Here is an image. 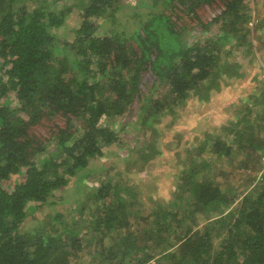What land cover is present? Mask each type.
<instances>
[{
    "label": "trees",
    "instance_id": "1",
    "mask_svg": "<svg viewBox=\"0 0 264 264\" xmlns=\"http://www.w3.org/2000/svg\"><path fill=\"white\" fill-rule=\"evenodd\" d=\"M69 1L0 0V264H78L85 250L91 256L85 264H264V177L259 184L249 179L253 187L233 196L218 180L226 177L224 159L231 162L235 153L246 157L243 170L260 168L251 164L264 151L257 132L264 92L253 103L256 119L247 106L225 133L206 136L198 153L211 162L183 165L173 201L144 215L135 191L107 178L76 208L89 220L70 224L57 212L46 226L25 231L32 212L54 206L58 191L120 143L111 122L129 114L136 100L140 126L151 128L194 99L207 106L227 98L230 81L247 75L224 62L226 55L254 54L253 32L264 41V17L253 15L250 0H153L155 11L131 34L119 29L122 0H76L85 16L69 42L59 38L76 6ZM216 4L223 8L213 21L218 37L200 39L173 20L184 14L200 21L198 11ZM94 17L109 21V29ZM211 24L201 22L202 29ZM145 74L155 79L153 89H163L155 100L141 93ZM45 124H52L49 136L37 135L34 129ZM148 153L145 165L160 152L154 145ZM84 229L92 240L83 241Z\"/></svg>",
    "mask_w": 264,
    "mask_h": 264
},
{
    "label": "rangeland",
    "instance_id": "2",
    "mask_svg": "<svg viewBox=\"0 0 264 264\" xmlns=\"http://www.w3.org/2000/svg\"><path fill=\"white\" fill-rule=\"evenodd\" d=\"M67 3L70 6H76L73 7L66 25L63 27V31H66V33L60 31L59 38L71 42L73 38L69 35L72 34V30L81 28L85 12L82 10L83 8L77 5L76 0H70ZM122 3L124 7L117 13L121 23L119 29L126 31L128 34L139 28L141 23L148 18V15L155 11L153 0H122ZM250 4L255 17L258 14L264 17V0H250ZM222 11L223 8L219 4L205 6L198 11L200 21L196 17L184 14L174 16L173 20L176 21L177 27L188 28L191 33L197 35L200 39L211 36L218 37L220 24L213 23V21L221 15ZM108 16L107 14L106 17ZM91 21L94 24L101 25L103 30L104 28L109 29V21L104 22V19L95 17ZM201 22L212 24L207 31H204ZM257 34L261 35V32H253L250 37L254 44V54L248 53L246 49H234L232 53L226 55L227 58L224 62L237 63L242 66L238 70L247 75L245 80L230 81V87L226 89V96L230 91L227 98L221 95V97L209 102L207 106L194 99L186 106L180 107L175 114L177 117L165 116L151 128L140 126L142 103L136 100L129 114L118 117L111 122L112 126L116 122L115 128L119 134L120 143L106 149L104 158L92 160L89 165L92 170H87L86 175H84L86 170H82L71 179L66 188L58 191L52 199L56 203L54 206L40 207L32 212L25 222V231L33 232L40 224L46 226L50 216L57 212L63 213L64 218L69 220L70 224L73 220L78 221L79 218H81L80 222L89 220V217H86V219L84 217L82 220L83 216L80 217L76 208L80 207V203H86L89 192L95 186H98L100 181L107 178L113 177L118 182H123L124 185L131 187L137 194L138 203L145 208L144 215L152 210L156 204L164 205L168 201H173L175 194L179 191L180 179H178V176L182 175L183 165H187L188 162L191 163L192 160L197 162L202 159L209 160L207 155L201 156L198 153L208 134L213 136L218 133L220 135L225 133L226 128L234 122L236 114L244 111L247 106L253 109L250 118L252 120L256 119L258 110L253 103L256 97L264 92V41L261 43L256 38L254 40ZM254 78L257 79L254 81ZM154 81L153 77L145 74L140 88L142 94H152L155 100L162 96L164 92L161 88H152ZM240 98H243L242 102H240ZM202 106L204 107L202 108ZM59 123L62 124V122ZM257 123L260 124L257 129L260 136L258 139L264 140V121H257ZM51 126L52 124H45L35 128L34 131L37 135L48 137V129ZM154 145L160 153L155 156L153 161L145 165L142 162V157L148 156L149 147ZM263 155L264 151H259L254 157L260 156L262 160ZM244 156L235 153L231 157L232 160L230 159L231 162H228L227 158L224 159L221 172H224L226 177L219 175L221 172L214 171L220 176L218 180L223 189H227L226 192L230 196L240 193L244 195L253 187V184L261 183L264 177H260L263 168V165L261 168V160L260 162L256 160L257 162L254 161L251 164L252 167H260L256 171L253 168L249 171L240 168V162L246 159ZM128 159H138L140 162L133 166L131 163L128 164ZM253 178L254 183L249 186V179ZM240 198L236 201L237 204ZM92 237L93 235L85 229L81 233L83 241H88ZM92 243L94 248L95 241H92ZM83 244L85 245L86 242ZM75 259L78 264H85L90 262L91 256H89L88 250H85L79 259Z\"/></svg>",
    "mask_w": 264,
    "mask_h": 264
},
{
    "label": "built area",
    "instance_id": "3",
    "mask_svg": "<svg viewBox=\"0 0 264 264\" xmlns=\"http://www.w3.org/2000/svg\"><path fill=\"white\" fill-rule=\"evenodd\" d=\"M262 162H263V168H262V174H260V177L264 176V155L262 156Z\"/></svg>",
    "mask_w": 264,
    "mask_h": 264
}]
</instances>
